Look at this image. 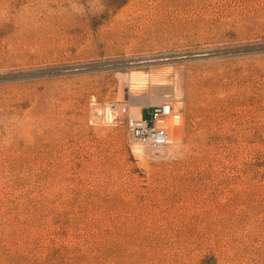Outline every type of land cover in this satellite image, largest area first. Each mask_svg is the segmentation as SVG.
<instances>
[{
  "label": "rangeland",
  "instance_id": "1",
  "mask_svg": "<svg viewBox=\"0 0 264 264\" xmlns=\"http://www.w3.org/2000/svg\"><path fill=\"white\" fill-rule=\"evenodd\" d=\"M0 264H264V0H0Z\"/></svg>",
  "mask_w": 264,
  "mask_h": 264
},
{
  "label": "built area",
  "instance_id": "2",
  "mask_svg": "<svg viewBox=\"0 0 264 264\" xmlns=\"http://www.w3.org/2000/svg\"><path fill=\"white\" fill-rule=\"evenodd\" d=\"M134 107L130 99L104 104L93 101L90 123L124 125L128 138L137 145L155 151L167 148L171 144V127L182 123V113L176 110L169 99L143 107L141 116L133 113Z\"/></svg>",
  "mask_w": 264,
  "mask_h": 264
},
{
  "label": "bare ground",
  "instance_id": "3",
  "mask_svg": "<svg viewBox=\"0 0 264 264\" xmlns=\"http://www.w3.org/2000/svg\"><path fill=\"white\" fill-rule=\"evenodd\" d=\"M156 78V77H155ZM158 79V78H157ZM146 78L144 74H140L138 72H134L133 74L130 75L129 77V87L130 88H134L137 85H142L145 82ZM154 81V80H153ZM133 113L137 116H141V108H133ZM172 127H176V126H172ZM181 133L178 129H174L172 136H171V143H175L176 141H178L180 139ZM140 147V148H139ZM143 147L142 146H138L137 149L141 150Z\"/></svg>",
  "mask_w": 264,
  "mask_h": 264
}]
</instances>
